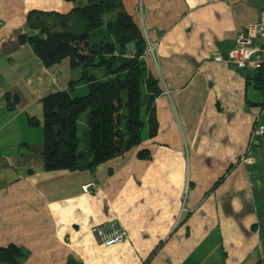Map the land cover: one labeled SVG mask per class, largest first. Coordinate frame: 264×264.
I'll list each match as a JSON object with an SVG mask.
<instances>
[{
  "label": "crops",
  "instance_id": "1",
  "mask_svg": "<svg viewBox=\"0 0 264 264\" xmlns=\"http://www.w3.org/2000/svg\"><path fill=\"white\" fill-rule=\"evenodd\" d=\"M72 6L0 0V247L22 250L15 264H264V137L251 140L264 95L213 60L264 0H122L155 46L142 60L160 89L157 132L148 138L144 126L139 145L94 170L44 171L40 102L78 79L86 37L49 67L18 38L27 13ZM85 86L70 91L72 108L88 104ZM86 183L99 188L83 193ZM110 218L126 236L104 246L92 229Z\"/></svg>",
  "mask_w": 264,
  "mask_h": 264
},
{
  "label": "trees",
  "instance_id": "2",
  "mask_svg": "<svg viewBox=\"0 0 264 264\" xmlns=\"http://www.w3.org/2000/svg\"><path fill=\"white\" fill-rule=\"evenodd\" d=\"M67 1L73 6L65 14L27 13L26 32L18 38L29 44L43 66L49 67L72 53L75 39L86 37L85 51L77 56L78 79L70 81L68 89L49 94L40 102L44 171L94 170L98 164L139 145L144 126L148 138L155 136L158 127L154 100L160 89L157 80L146 74L142 60L145 42L132 17L123 9L122 0ZM245 78L264 95L262 70ZM136 82L145 87L139 103L135 99ZM79 83L86 85L89 102L72 108L70 91ZM6 100L11 107L16 99L11 101L6 96ZM260 105L264 108V96ZM82 111H86L84 149L79 150L77 120ZM117 120L121 129L116 126ZM256 123L264 126V115ZM137 157L148 159L149 152L140 150ZM224 174L214 186L222 182ZM24 257L15 245L0 247V264H15Z\"/></svg>",
  "mask_w": 264,
  "mask_h": 264
},
{
  "label": "built area",
  "instance_id": "3",
  "mask_svg": "<svg viewBox=\"0 0 264 264\" xmlns=\"http://www.w3.org/2000/svg\"><path fill=\"white\" fill-rule=\"evenodd\" d=\"M155 46L148 44L147 50L152 54ZM146 50V49H145ZM217 62H228L246 76L262 70L264 78V8L260 11L257 21L248 23L245 28L235 36V45L226 53L225 59L220 54L213 56ZM264 136V126L254 123L251 131V140ZM99 188L97 183H86L80 186L83 193ZM92 232L98 242L110 246L120 242L126 232L116 219H107L95 227Z\"/></svg>",
  "mask_w": 264,
  "mask_h": 264
},
{
  "label": "rangeland",
  "instance_id": "4",
  "mask_svg": "<svg viewBox=\"0 0 264 264\" xmlns=\"http://www.w3.org/2000/svg\"><path fill=\"white\" fill-rule=\"evenodd\" d=\"M260 1V0H259ZM145 42V41H144ZM147 47H148V45L145 47L146 48V50L144 49V52L143 53H146V54H151L148 50H147ZM135 89H136V96H135V99H136V101L138 102V99L140 98V97H142V93H143V88H142V86H143V83H139V82H136L135 83ZM145 91V90H144ZM119 103V100L117 101V104ZM139 103V102H138ZM87 109H88V107H87ZM136 110H137V113L139 112V114H140V108H139V106L136 108ZM84 113H86V111H82L81 112V114L79 115V117H78V120H77V135H78V149L79 150H83L84 149V137H83V125L81 124V123H83V121H82V119H83V116H84ZM116 115V117H119V113H116L115 114ZM117 124H116V126H117V128L118 129H121V126H119V124H118V120H117V122H116ZM122 131H123V129H122ZM144 132H145V128H142V135L144 134Z\"/></svg>",
  "mask_w": 264,
  "mask_h": 264
},
{
  "label": "water",
  "instance_id": "5",
  "mask_svg": "<svg viewBox=\"0 0 264 264\" xmlns=\"http://www.w3.org/2000/svg\"><path fill=\"white\" fill-rule=\"evenodd\" d=\"M222 57H223V58H225V57H226V54H225V53H223V54H222Z\"/></svg>",
  "mask_w": 264,
  "mask_h": 264
}]
</instances>
